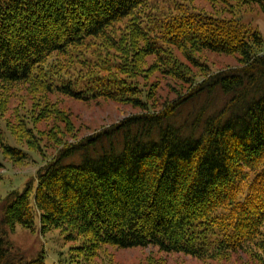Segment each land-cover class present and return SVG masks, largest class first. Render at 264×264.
<instances>
[{
  "label": "trees",
  "instance_id": "obj_1",
  "mask_svg": "<svg viewBox=\"0 0 264 264\" xmlns=\"http://www.w3.org/2000/svg\"><path fill=\"white\" fill-rule=\"evenodd\" d=\"M204 1L211 11L184 6L152 21L148 0H0L1 82L44 85L82 100L122 98L140 108L60 146L37 168L35 183L0 199V264H46L42 252L26 258L7 235L16 225L31 228L36 217L42 232L61 227L70 240L83 237L82 251L98 243L153 244L200 258L264 250L255 239L264 225V38L234 17L241 8L264 11V0ZM120 22L125 32L116 35ZM91 39L121 58L125 70H113L123 74L92 73L79 60L87 71L59 73L53 83L70 50ZM201 50L234 55L237 65L209 72L196 55ZM179 55L184 62L164 68ZM153 67L187 91L150 110L131 78ZM194 67L205 71L197 81ZM214 90L226 97L220 108L201 118L200 107L189 125L178 123L182 104Z\"/></svg>",
  "mask_w": 264,
  "mask_h": 264
},
{
  "label": "rangeland",
  "instance_id": "obj_2",
  "mask_svg": "<svg viewBox=\"0 0 264 264\" xmlns=\"http://www.w3.org/2000/svg\"><path fill=\"white\" fill-rule=\"evenodd\" d=\"M184 6L211 11V7L204 0H148L145 12L155 18L152 19L153 21L174 16L178 14V9ZM238 11L235 16L229 12L220 15L239 18L242 22L258 29L264 38V11L258 6L241 8ZM144 16L146 19L149 17L146 14ZM114 28L116 35L124 33L125 22L117 23ZM70 51L73 52L71 57L62 64H57V71L53 69L54 75L51 76L53 83L59 81L57 76L59 73L76 77L87 71L83 65L79 66V60L85 63L92 73L100 74L101 72L98 71H103V73L108 72V76L115 77L120 76V73L123 74V72H115L113 70L115 67L121 69L123 65L125 70L121 58L109 54L106 44L99 39H91L83 47H75ZM166 54L172 56L171 51H167ZM196 55L208 65L209 72L237 65L236 57L231 54L201 50ZM150 58L147 57L143 62L149 64L152 61ZM55 59L58 60L57 57ZM180 61H185L180 55L176 56L175 60L170 57V62L164 68ZM49 63H52V57L49 58ZM128 66H131L130 62ZM162 66H159L160 69ZM153 68L131 78L136 87L135 95L143 99L144 106L150 110L162 107L180 93L187 91V87L181 86L169 75H162L163 73ZM191 71L195 81L205 72L195 67ZM29 88L31 91L28 90ZM225 99L223 94H217V90L212 94H202L182 104L179 110L177 109L175 119L178 123L185 122L189 125L194 121L200 107H203L201 110V118H203L220 108ZM138 111L140 108L122 98L100 97L82 100L55 90H48L44 85L32 88L26 83L18 85L0 81V199L12 189H22L29 181L35 183L37 168L54 155L60 146L76 141ZM6 146L18 149L19 153H24L26 157L23 159L10 157L6 153ZM252 175L249 172L243 188L240 189L241 194L247 192L246 181L248 183ZM65 232L67 231L61 227H53L42 232L39 219L36 217L31 228L16 225L7 235L13 246L20 249L26 258L42 252L46 264H256L251 259H257L258 264H264V250L249 248L247 250L239 248L225 253L221 251L223 253L207 258L180 251H163L153 244L121 248L98 243L82 251L77 247L83 245L85 239L77 237L70 240L65 236ZM260 233L255 239L264 242V225Z\"/></svg>",
  "mask_w": 264,
  "mask_h": 264
}]
</instances>
